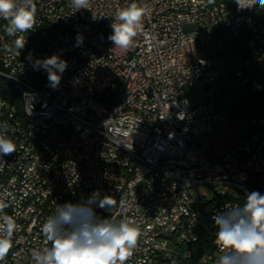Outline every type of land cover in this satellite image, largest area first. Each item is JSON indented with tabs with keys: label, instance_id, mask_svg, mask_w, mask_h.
Segmentation results:
<instances>
[{
	"label": "built area",
	"instance_id": "1",
	"mask_svg": "<svg viewBox=\"0 0 264 264\" xmlns=\"http://www.w3.org/2000/svg\"><path fill=\"white\" fill-rule=\"evenodd\" d=\"M34 2L35 27L18 34L26 39L20 55L0 19V75L24 89L30 109V122H19L13 103L0 97V125L17 146L0 167V198L19 225L0 264H33L31 251L51 246L41 227L56 206L81 203L95 191L116 199L113 215L139 225L125 264H172L177 245H186L188 258L199 212L216 208L217 215L242 205L248 193L264 195V122L247 120L256 148L241 161L246 145L231 133L236 123L223 119L221 106L212 109L219 99L210 100L220 86L264 91V9L239 10L238 20L251 11L247 38L236 27L218 38L229 0H136L148 6L147 15L123 50L108 39L110 25L133 0H91L77 12L70 0ZM220 45H228L230 60H222ZM53 54L67 62L57 88L45 70L33 69L36 59ZM224 65L231 74L220 76ZM248 165L258 168L260 187L246 182ZM226 183H240L242 194L208 206ZM212 240L215 252L203 264H217L221 254L216 228Z\"/></svg>",
	"mask_w": 264,
	"mask_h": 264
},
{
	"label": "clouds",
	"instance_id": "2",
	"mask_svg": "<svg viewBox=\"0 0 264 264\" xmlns=\"http://www.w3.org/2000/svg\"><path fill=\"white\" fill-rule=\"evenodd\" d=\"M90 3L91 0H70L69 6L77 12L88 10ZM235 3L238 10L256 6L264 9V0H235ZM147 8L133 0L116 12L108 37L114 47L123 50L132 47L143 28ZM35 13L34 0H0V19L7 21V34L16 37L11 49L15 55H20L26 45V39L18 34L34 29ZM66 68L67 62L57 54L33 63L34 70L47 72L52 88L59 86ZM16 150L15 141L7 134V124L0 125V167L7 164L4 157ZM116 203L114 197L95 191L81 203L57 205L41 227L51 246L33 249L30 253L33 264H125L133 255L141 233L134 219L113 215ZM8 207L6 197L0 198V261L11 251L13 235L19 228L15 219L5 213ZM225 207V211L213 217L221 253L217 264H264V195L253 191L242 205ZM96 208L109 215L101 217Z\"/></svg>",
	"mask_w": 264,
	"mask_h": 264
},
{
	"label": "bare ground",
	"instance_id": "3",
	"mask_svg": "<svg viewBox=\"0 0 264 264\" xmlns=\"http://www.w3.org/2000/svg\"><path fill=\"white\" fill-rule=\"evenodd\" d=\"M228 10H231L228 14V22L226 25H218V38H228L229 31H233L234 28L238 29V35L240 38H247L248 33L252 27V17L251 11H244V20H238L239 10L235 0H229ZM207 12H214V4H207ZM220 56H222V60H230V53L228 51V45H220ZM227 74H231V65H224V69H220V76H227ZM0 79H6L4 75H0ZM7 80V79H6ZM2 81V80H1ZM13 89L20 95L22 100V107H19L16 103H13V109L15 114L19 117V122L29 123L30 122V109L26 103V97L24 94V89L18 87L16 84L10 83ZM19 84H28L27 76H19ZM227 86H220V88H213L210 92V100H218L219 93ZM221 95V94H220ZM8 103H12L7 100ZM212 109L220 110L219 101H212ZM221 116L223 119H227L230 123H236L237 121L232 120L224 107L221 105ZM259 120L264 122V116L258 117ZM242 145H246V150H241V161H248V152H254L256 148V140L254 137L242 136ZM246 182L253 187H260L262 185V178H260V173L258 168L255 165L246 166ZM234 194H242V185L240 183H226L224 184L223 190H219L217 192V197L207 198L208 206H216L219 204V200H227L231 199ZM216 215V208H208V212H199V219H197V227L202 221V219H208L212 221L214 224L213 217ZM197 234H194L192 239L188 242V244L196 241ZM183 245H177L175 247V256L173 257L172 264H177L178 261V248ZM183 257H186V252L183 254ZM209 261L210 264H215V261Z\"/></svg>",
	"mask_w": 264,
	"mask_h": 264
},
{
	"label": "trees",
	"instance_id": "4",
	"mask_svg": "<svg viewBox=\"0 0 264 264\" xmlns=\"http://www.w3.org/2000/svg\"><path fill=\"white\" fill-rule=\"evenodd\" d=\"M0 97L22 107L20 95L16 93L6 79H0ZM219 104L220 106L222 105V108L224 107L232 120L237 121L234 126L233 136L236 139H240L242 136H248L254 131L251 128L246 130L249 128L247 125L249 118L264 116V91L255 92L236 87H227L219 93ZM96 213L101 217L109 215L107 212L102 211H96ZM215 228L212 221L202 219L196 241L188 244V249H191L190 257H183L186 252V245L179 247L177 264H203L202 259L206 255L215 252L212 240ZM205 264H210V262L205 260Z\"/></svg>",
	"mask_w": 264,
	"mask_h": 264
},
{
	"label": "rangeland",
	"instance_id": "5",
	"mask_svg": "<svg viewBox=\"0 0 264 264\" xmlns=\"http://www.w3.org/2000/svg\"><path fill=\"white\" fill-rule=\"evenodd\" d=\"M188 92H189V90H188ZM234 129H235V128H233V129H232V132H231V133H233V132H234Z\"/></svg>",
	"mask_w": 264,
	"mask_h": 264
}]
</instances>
